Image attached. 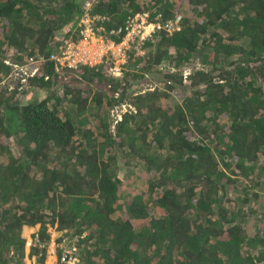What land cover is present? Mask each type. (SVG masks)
I'll list each match as a JSON object with an SVG mask.
<instances>
[{
	"label": "trees",
	"instance_id": "1",
	"mask_svg": "<svg viewBox=\"0 0 264 264\" xmlns=\"http://www.w3.org/2000/svg\"><path fill=\"white\" fill-rule=\"evenodd\" d=\"M183 1L0 0V264L44 261L53 224L77 264H264V0ZM144 12L181 14L179 29L121 76L55 71L83 15L119 41L109 32ZM147 75L166 87L141 91Z\"/></svg>",
	"mask_w": 264,
	"mask_h": 264
},
{
	"label": "built area",
	"instance_id": "2",
	"mask_svg": "<svg viewBox=\"0 0 264 264\" xmlns=\"http://www.w3.org/2000/svg\"><path fill=\"white\" fill-rule=\"evenodd\" d=\"M94 19L95 17L92 18L88 14L83 15L79 23V25H82V29L80 30L82 37L78 41H74L70 37L65 40V47L60 52H55L48 56L50 60L54 61L55 71L61 72L64 69L73 70L79 65H87L88 63L97 64L98 62H109L110 74L121 76L122 69L127 63L129 54L143 55L145 53L144 45L147 40L159 31L172 33L178 30L181 14H177L174 19L167 21L162 20L160 14L155 15L152 19L147 12L130 15L120 27L109 32L110 34L118 36L120 38L119 41L110 38L108 35L98 33L103 28L102 26L97 28ZM84 40L87 43H92V49L88 52L80 48L79 43ZM93 41L97 42V44L93 43ZM44 60L42 57H39L37 60L30 58L25 65H14L13 74L17 75L22 82H25L29 76L38 71L39 65ZM164 85V83L163 85L154 83L150 86V89L155 87L163 88ZM118 118H120V115ZM32 243V239L26 241V253L29 252ZM52 243H54V240ZM75 252L76 243L73 242L72 248L66 249L62 247V251H57V256L54 255L56 258L52 260L47 257L41 262L27 255L23 264H77L78 257Z\"/></svg>",
	"mask_w": 264,
	"mask_h": 264
},
{
	"label": "rangeland",
	"instance_id": "3",
	"mask_svg": "<svg viewBox=\"0 0 264 264\" xmlns=\"http://www.w3.org/2000/svg\"><path fill=\"white\" fill-rule=\"evenodd\" d=\"M185 1V0H184ZM183 1V2H184ZM179 4L180 3H178L177 5H176V8H179L178 6H179ZM186 3H184L180 8H179V11H180V13L182 14V15H188V16H193L194 15V13L192 12V10L190 9V7H188L187 5H185ZM101 42V41H100ZM93 43H96L97 44V42H94L93 41ZM80 44V48H82V49H84L86 52H88L90 49H92L91 48V46H92V43H87L85 40L84 41H82V42H80L79 43ZM144 48L146 49V43H145V45H144ZM147 50V49H146ZM84 51V52H85ZM134 56H140V55H134ZM97 64H100L99 62L97 63ZM97 64H95V63H88L87 65H97ZM106 66V70L110 73V63L109 62H106V63H104ZM191 65H193V64H191ZM199 65H196V67H198ZM158 68V66L156 67V69ZM156 71V70H155ZM111 75H113L112 73H111ZM113 76H115V75H113ZM16 77H18L17 75H15V74H13V71H12V73H11V75H10V77L8 76V77H6V78H4L3 79V81L1 82V83H7V84H9L10 86H16L17 84H18V80L16 79ZM115 77H118V76H115ZM145 79V81L143 80V81H141L140 83H139V87H138V89H140L141 91H145V90H148V89H150V86L152 85V84H154V82H152L151 80V75H147L146 76V78H144ZM159 84H161V85H163V83L164 82H158ZM164 87H166L165 85H164ZM175 95V94H174ZM125 109H127V105H123V106H118V107H114L112 110H111V114L114 116V117H117L118 118V116L122 113V112H124L125 111ZM134 179V178H133ZM142 179H144V176H143V178ZM136 182H134V184H133V186H132V188H131V190L130 191H134V192H136V191H141L142 189H143V185H144V183H142V182H140V180H135ZM38 228H39V225H36V226H34V227H26V228H24V231H23V235H24V237L26 238V241L27 240H29V239H32L31 238V235L33 234V233H35L37 230H38ZM48 232L50 233V235H51V237H50V241H49V243L47 244V248H46V258L48 257V259H50V260H52L53 258H56V257H54V255L55 256H57V251H62V247H65L66 249H69V248H72L73 247V240L71 241L69 238H67V237H64L63 239L64 240H62L60 243L59 242H57L56 241V239L59 237V236H61L63 233L62 232H60V231H58L57 230V225L56 224H53V225H48ZM53 240H54V243H52L53 242ZM25 252H27V251H25ZM76 255H77V257H78V262L80 261V258H79V255H78V246L76 245ZM52 257V258H51ZM32 258H36L37 259V257L35 256V255H33L32 256ZM77 262V263H78Z\"/></svg>",
	"mask_w": 264,
	"mask_h": 264
},
{
	"label": "clouds",
	"instance_id": "4",
	"mask_svg": "<svg viewBox=\"0 0 264 264\" xmlns=\"http://www.w3.org/2000/svg\"><path fill=\"white\" fill-rule=\"evenodd\" d=\"M148 41V40H147Z\"/></svg>",
	"mask_w": 264,
	"mask_h": 264
}]
</instances>
